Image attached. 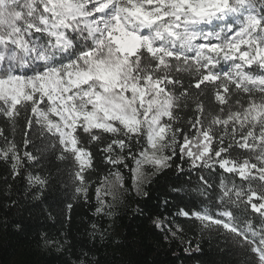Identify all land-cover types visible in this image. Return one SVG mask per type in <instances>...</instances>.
I'll return each mask as SVG.
<instances>
[{
	"label": "snow or ice",
	"instance_id": "6c2138e0",
	"mask_svg": "<svg viewBox=\"0 0 264 264\" xmlns=\"http://www.w3.org/2000/svg\"><path fill=\"white\" fill-rule=\"evenodd\" d=\"M0 119V162L31 202L70 210V183L111 216L124 170L139 193L179 159L198 183L172 191L198 207L178 215L264 264V0H0ZM42 243L98 264L67 233Z\"/></svg>",
	"mask_w": 264,
	"mask_h": 264
},
{
	"label": "trees",
	"instance_id": "16d2710c",
	"mask_svg": "<svg viewBox=\"0 0 264 264\" xmlns=\"http://www.w3.org/2000/svg\"><path fill=\"white\" fill-rule=\"evenodd\" d=\"M0 127H6L2 119ZM9 133L10 129L6 128L5 134ZM16 135L19 139V134ZM93 152L98 166L102 167L101 154L95 147ZM181 163L183 172L176 168ZM207 174L205 170L204 175ZM5 177L11 185L8 195H5ZM60 178L66 177L60 175ZM124 178L127 194L116 203L111 216H98L94 213L93 193H89L87 203L82 198L72 199L70 183L65 194L66 202L72 204L70 210L64 204L52 208L31 202L22 194V178L12 180L8 166L0 162V264H68L72 259L69 252L45 247L42 243L44 234L60 238L64 233L70 238L73 251L81 245L91 248L98 264H244L245 255L235 246L226 245L222 236L178 215L181 207L185 210L198 207L195 193L188 196L172 191L173 187L181 186L191 190L198 183V173L189 172L186 162L176 159L170 169L153 177L139 193L132 188L128 170H124ZM213 179L218 183L216 177ZM10 200H18L20 206L7 207ZM155 217H160L166 225L170 221L173 231L177 227L183 231L172 237L166 228L158 229L153 225ZM252 217L253 223L258 224L256 214ZM16 224L20 225V230ZM92 224L97 225V234L105 233L103 239H91Z\"/></svg>",
	"mask_w": 264,
	"mask_h": 264
}]
</instances>
